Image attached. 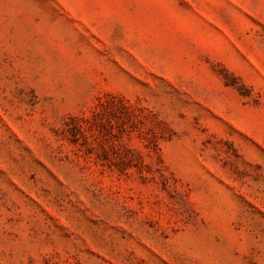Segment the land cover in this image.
<instances>
[{
    "label": "rangeland",
    "instance_id": "374dc122",
    "mask_svg": "<svg viewBox=\"0 0 264 264\" xmlns=\"http://www.w3.org/2000/svg\"><path fill=\"white\" fill-rule=\"evenodd\" d=\"M0 264H264V0H0Z\"/></svg>",
    "mask_w": 264,
    "mask_h": 264
}]
</instances>
